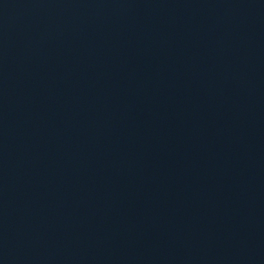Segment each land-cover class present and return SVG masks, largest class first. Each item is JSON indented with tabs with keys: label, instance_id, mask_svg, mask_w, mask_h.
<instances>
[{
	"label": "water",
	"instance_id": "95a60500",
	"mask_svg": "<svg viewBox=\"0 0 264 264\" xmlns=\"http://www.w3.org/2000/svg\"><path fill=\"white\" fill-rule=\"evenodd\" d=\"M0 264H264V0H0Z\"/></svg>",
	"mask_w": 264,
	"mask_h": 264
}]
</instances>
